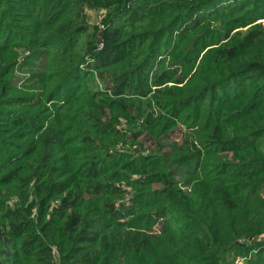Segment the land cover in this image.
Segmentation results:
<instances>
[{"label": "trees", "instance_id": "trees-1", "mask_svg": "<svg viewBox=\"0 0 264 264\" xmlns=\"http://www.w3.org/2000/svg\"><path fill=\"white\" fill-rule=\"evenodd\" d=\"M262 20L0 0V264H264Z\"/></svg>", "mask_w": 264, "mask_h": 264}, {"label": "rangeland", "instance_id": "rangeland-1", "mask_svg": "<svg viewBox=\"0 0 264 264\" xmlns=\"http://www.w3.org/2000/svg\"><path fill=\"white\" fill-rule=\"evenodd\" d=\"M90 16H92L94 20H96V18H97V15H90ZM257 23L264 24V20H262V21H257Z\"/></svg>", "mask_w": 264, "mask_h": 264}, {"label": "water", "instance_id": "water-1", "mask_svg": "<svg viewBox=\"0 0 264 264\" xmlns=\"http://www.w3.org/2000/svg\"><path fill=\"white\" fill-rule=\"evenodd\" d=\"M242 246H244V243H241Z\"/></svg>", "mask_w": 264, "mask_h": 264}, {"label": "built area", "instance_id": "built-area-1", "mask_svg": "<svg viewBox=\"0 0 264 264\" xmlns=\"http://www.w3.org/2000/svg\"><path fill=\"white\" fill-rule=\"evenodd\" d=\"M237 262V261H236Z\"/></svg>", "mask_w": 264, "mask_h": 264}]
</instances>
